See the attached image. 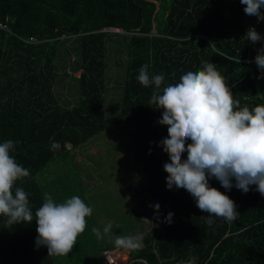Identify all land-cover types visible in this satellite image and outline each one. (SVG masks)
Here are the masks:
<instances>
[{"label": "trees", "instance_id": "trees-1", "mask_svg": "<svg viewBox=\"0 0 264 264\" xmlns=\"http://www.w3.org/2000/svg\"><path fill=\"white\" fill-rule=\"evenodd\" d=\"M244 7L239 0H0V22L10 28L0 30V143L19 141L10 154L30 176L14 187L28 193L33 214L46 195L42 174L67 154L68 143L81 147L127 121L135 125L134 156L147 173L149 194L160 204L143 246L130 252L132 264H264V196L255 186L242 193L210 179V187L235 202L239 216L209 226L201 218L208 214L185 189L167 190L163 165L169 157L159 146L167 127L158 123L162 111L149 104L155 86L137 80L149 64L150 75L164 74L163 88L207 61L217 66L241 106L264 105V73L254 62L264 47V21L247 16ZM249 27L261 35L260 42L242 39ZM29 38L39 43H26ZM66 39L72 41L69 48L60 49ZM120 40L127 49L126 58L120 57L127 59L121 108L108 116L109 45ZM65 53L77 57L66 75L80 93L79 101L68 105L54 91L57 59ZM168 213L174 214L171 223ZM146 216L137 214L138 221ZM6 220L0 216V264H61L36 245L35 220L14 225Z\"/></svg>", "mask_w": 264, "mask_h": 264}, {"label": "clouds", "instance_id": "clouds-1", "mask_svg": "<svg viewBox=\"0 0 264 264\" xmlns=\"http://www.w3.org/2000/svg\"><path fill=\"white\" fill-rule=\"evenodd\" d=\"M244 13L264 21V0H239ZM256 44L262 40L253 27L242 38ZM264 73V47L257 49L254 60ZM144 87L155 86L150 105L162 111L158 123L167 127V137L160 147L168 155L163 165L167 173V190L185 189L195 200L196 206L207 216L201 218L211 226L217 219L231 223L238 216L233 200L216 188L209 186L216 179L226 190L233 187L247 193L251 186L264 196V105L241 106L225 83L217 66L207 61L202 69L188 71L178 83L161 87L164 74H149V64L143 65L137 76ZM191 140V143L186 141ZM15 143H0V216L7 224H37L36 245L46 247L48 257L68 255L77 238L84 232L86 218L92 215L89 207L79 196L56 202L51 195L44 196L43 204L35 210L30 206L28 193L14 187L17 181L29 177L30 170L18 164L10 153ZM187 152V158L182 154ZM233 180L235 184H233ZM159 212V204L149 205ZM173 213L165 218L172 222ZM151 223L147 219H143ZM109 222L92 232L98 239L111 232ZM143 234L117 235L114 244L118 249L138 250L142 247Z\"/></svg>", "mask_w": 264, "mask_h": 264}, {"label": "rangeland", "instance_id": "rangeland-1", "mask_svg": "<svg viewBox=\"0 0 264 264\" xmlns=\"http://www.w3.org/2000/svg\"><path fill=\"white\" fill-rule=\"evenodd\" d=\"M71 43L70 39H66L60 49H68ZM109 46L106 111L108 116H115L121 108L127 49L121 40L113 41ZM122 56L125 58L121 59ZM76 58L65 53L57 59L60 69L54 91L59 101L66 105L76 103L80 98L77 82L66 75L70 73L68 64ZM77 74L74 77L77 78ZM134 131L133 123L123 121L81 147L70 148L68 145L67 154L59 156L42 174L41 184L45 194L51 195L56 202L79 196L93 210L92 215L86 218L87 226L77 238L73 250L66 256L57 257L61 264H102V250L116 249L114 240L117 235L142 233L144 236L160 214V209L157 213L149 207L159 204V201L150 196L147 173L134 156ZM59 149L60 146L54 151L60 153ZM137 214L147 215L144 219L151 223L138 221ZM109 222L112 223L111 232L98 239L92 228L96 227L103 233L104 226ZM130 251L123 249V256L127 254L129 257L125 264L132 261Z\"/></svg>", "mask_w": 264, "mask_h": 264}, {"label": "built area", "instance_id": "built-area-1", "mask_svg": "<svg viewBox=\"0 0 264 264\" xmlns=\"http://www.w3.org/2000/svg\"><path fill=\"white\" fill-rule=\"evenodd\" d=\"M0 30L10 32V28L8 24L4 22H0ZM109 30L112 31L113 29H109ZM113 31L119 32L120 30H113ZM24 41L29 44L39 43L38 39L36 38L25 39ZM80 75H81V72H78L77 74L78 78L80 77ZM123 253H124L123 249H118V248L103 249L102 250V264H125L129 260V257L127 254H124L123 256ZM145 264L147 263L145 262Z\"/></svg>", "mask_w": 264, "mask_h": 264}, {"label": "water", "instance_id": "water-1", "mask_svg": "<svg viewBox=\"0 0 264 264\" xmlns=\"http://www.w3.org/2000/svg\"><path fill=\"white\" fill-rule=\"evenodd\" d=\"M68 145H69L70 148H73V144L68 143ZM58 146H59V144H54L53 145V150L56 149Z\"/></svg>", "mask_w": 264, "mask_h": 264}, {"label": "crops", "instance_id": "crops-1", "mask_svg": "<svg viewBox=\"0 0 264 264\" xmlns=\"http://www.w3.org/2000/svg\"><path fill=\"white\" fill-rule=\"evenodd\" d=\"M68 145V144H67ZM130 264H132V261L130 262Z\"/></svg>", "mask_w": 264, "mask_h": 264}]
</instances>
